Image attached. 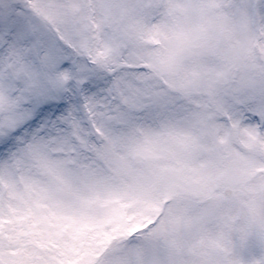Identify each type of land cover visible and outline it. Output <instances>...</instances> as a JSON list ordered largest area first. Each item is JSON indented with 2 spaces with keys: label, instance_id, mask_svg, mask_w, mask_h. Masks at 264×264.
Returning a JSON list of instances; mask_svg holds the SVG:
<instances>
[{
  "label": "snow or ice",
  "instance_id": "6c2138e0",
  "mask_svg": "<svg viewBox=\"0 0 264 264\" xmlns=\"http://www.w3.org/2000/svg\"><path fill=\"white\" fill-rule=\"evenodd\" d=\"M0 264H264V0H0Z\"/></svg>",
  "mask_w": 264,
  "mask_h": 264
}]
</instances>
